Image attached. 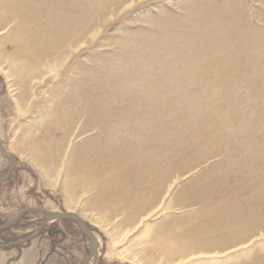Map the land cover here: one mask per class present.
<instances>
[{
    "label": "rangeland",
    "instance_id": "rangeland-1",
    "mask_svg": "<svg viewBox=\"0 0 264 264\" xmlns=\"http://www.w3.org/2000/svg\"><path fill=\"white\" fill-rule=\"evenodd\" d=\"M0 137V223L72 211L97 264H264V0H0ZM54 222L0 264H81Z\"/></svg>",
    "mask_w": 264,
    "mask_h": 264
},
{
    "label": "water",
    "instance_id": "water-1",
    "mask_svg": "<svg viewBox=\"0 0 264 264\" xmlns=\"http://www.w3.org/2000/svg\"><path fill=\"white\" fill-rule=\"evenodd\" d=\"M0 156L8 161L7 169L0 175V186L4 184L11 176L13 170L16 167V158L13 154L9 152L5 144L0 137ZM37 212L46 216L47 221H57V220H70L76 224L79 231L83 234L85 238L90 243V250L87 256L82 260L81 264H88L91 260V264L98 263L99 256V244L94 230H92L87 223L76 213L72 211H57L48 209L42 206H27L20 209L15 216L6 222L0 223V232L10 229L15 224H17L20 219L27 213ZM3 245H0V247Z\"/></svg>",
    "mask_w": 264,
    "mask_h": 264
},
{
    "label": "trees",
    "instance_id": "trees-1",
    "mask_svg": "<svg viewBox=\"0 0 264 264\" xmlns=\"http://www.w3.org/2000/svg\"><path fill=\"white\" fill-rule=\"evenodd\" d=\"M45 216V215H44ZM4 222V221H3ZM70 221L69 220H59V221H55L54 223H53V225H51L49 228H48V236H49V239H50V241H51V246L53 247L55 244H57L58 242H59V240L58 239H56L54 236L55 235H59L60 233L59 232H57V231H55V229H54V226H55V224H57V223H64V224H66V223H69ZM90 228H91V226L89 225V224H87ZM93 229V228H92ZM81 233V232H80ZM82 234V233H81ZM82 236H83V234H82Z\"/></svg>",
    "mask_w": 264,
    "mask_h": 264
}]
</instances>
